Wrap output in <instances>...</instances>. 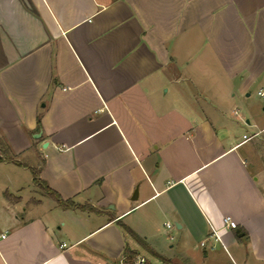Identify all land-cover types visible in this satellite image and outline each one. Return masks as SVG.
<instances>
[{
  "label": "crops",
  "instance_id": "0c3cea01",
  "mask_svg": "<svg viewBox=\"0 0 264 264\" xmlns=\"http://www.w3.org/2000/svg\"><path fill=\"white\" fill-rule=\"evenodd\" d=\"M261 89L264 0H0V264H264Z\"/></svg>",
  "mask_w": 264,
  "mask_h": 264
},
{
  "label": "rangeland",
  "instance_id": "374dc122",
  "mask_svg": "<svg viewBox=\"0 0 264 264\" xmlns=\"http://www.w3.org/2000/svg\"><path fill=\"white\" fill-rule=\"evenodd\" d=\"M237 104L238 105L236 107L239 108V111L243 114L245 121L247 118H249L247 115L248 113L245 109L250 108V107H252L253 111L256 112L255 114L261 117L262 121H264V98H261L259 95L254 93L252 97L248 98L247 100L242 99V101H240L238 99ZM251 131H252V128H247L245 132L247 134H251ZM261 152L264 155V147H263V151ZM255 156L257 158L260 157L259 151H257ZM263 161H264V158H263ZM11 167L12 166L0 163V183L3 182L4 180H7L9 176L12 174V172L14 171V170L12 171V169L14 168H11ZM15 171L20 172L18 176L23 184L25 185L29 184V180H28L29 174L27 172H23L24 170H15ZM25 173H26V178H24Z\"/></svg>",
  "mask_w": 264,
  "mask_h": 264
},
{
  "label": "trees",
  "instance_id": "16d2710c",
  "mask_svg": "<svg viewBox=\"0 0 264 264\" xmlns=\"http://www.w3.org/2000/svg\"><path fill=\"white\" fill-rule=\"evenodd\" d=\"M0 151H1V156H0V162L3 161H8V160H12L13 158L10 157V150L9 147L6 145L5 141L3 139H0ZM34 174V182L39 183V171L34 170L33 171ZM45 191L51 195L53 198H55L57 200V202L64 207H76V208H85V206L76 204L73 202V200H64L56 191L52 190L51 188H49L47 185L44 186ZM6 196L10 198L11 195H9L8 193H6ZM127 232H129L139 243H141L145 248H147L152 254L157 255V253H155L153 250H151L146 243L144 242V240L139 237L133 230H131L130 228L126 227ZM133 257V255H131ZM130 257V258H132Z\"/></svg>",
  "mask_w": 264,
  "mask_h": 264
},
{
  "label": "built area",
  "instance_id": "2783aa9c",
  "mask_svg": "<svg viewBox=\"0 0 264 264\" xmlns=\"http://www.w3.org/2000/svg\"><path fill=\"white\" fill-rule=\"evenodd\" d=\"M258 94L260 96H264V89L259 90ZM234 114H238V111H234ZM245 139H248V137L245 135L244 136ZM224 224L225 227L230 228V229H236L237 228V223L230 217L227 216L224 218ZM168 227H170V225L168 224ZM213 234L215 235V239L217 241L221 240L220 236L218 235L217 231L213 228ZM63 246H66V244H63ZM202 246H205V241L202 242ZM135 264H145L146 263V259L143 257H136L135 259Z\"/></svg>",
  "mask_w": 264,
  "mask_h": 264
}]
</instances>
